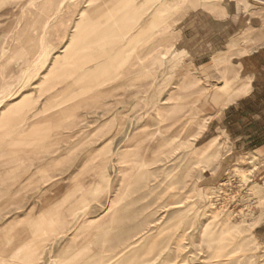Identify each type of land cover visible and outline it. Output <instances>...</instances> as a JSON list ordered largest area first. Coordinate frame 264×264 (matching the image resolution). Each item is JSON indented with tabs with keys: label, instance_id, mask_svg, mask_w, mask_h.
<instances>
[{
	"label": "rangeland",
	"instance_id": "374dc122",
	"mask_svg": "<svg viewBox=\"0 0 264 264\" xmlns=\"http://www.w3.org/2000/svg\"><path fill=\"white\" fill-rule=\"evenodd\" d=\"M261 26L251 0H0V264H264Z\"/></svg>",
	"mask_w": 264,
	"mask_h": 264
},
{
	"label": "bare ground",
	"instance_id": "6f19581e",
	"mask_svg": "<svg viewBox=\"0 0 264 264\" xmlns=\"http://www.w3.org/2000/svg\"><path fill=\"white\" fill-rule=\"evenodd\" d=\"M52 15V14H51ZM51 15H49L48 17H50ZM54 16L56 15V14H53ZM53 16V17H54ZM52 18V17H51ZM47 24H48V20L46 19L44 22H43V24L41 25V33H40V35H39V40H40V46L42 47V49H44V29H45V27L47 26ZM159 24H156L155 26H154V28L153 29H155L157 26H158ZM147 36V35H146ZM143 38H144V36H143ZM142 38V39H143ZM141 39V40H142ZM140 40V39H139ZM138 40V41H139ZM136 44H137V38H134L133 39V41L132 42H127L125 45H120L121 47H119L120 48V50H119V55H118V57H117V72H115L112 76H110L108 79H106V80H104V81H102L101 83H103V82H105V81H107V80H109V79H111V78H113L114 76H116L119 72H121V71H123V69H125V67H126V65H127V63L129 62L128 61V59H129V57H130V52L133 50V48L136 46ZM230 49H231V47L229 46V47H227L226 49H224L223 50V52H218V53H220V54H226L227 52H229L230 51ZM115 50H117V49H115ZM122 51V52H121ZM124 52V53H123ZM220 54H215V55H213V57H212V62L213 61H216V59L217 58H219V57H221L220 56ZM100 85V84H99ZM96 87H98V86H96ZM94 89V88H93ZM220 89H223L224 91H226L227 93L230 91V88H229V86H227L226 85V83H224L223 85H221L220 86ZM92 90V89H91ZM81 93V92H80ZM231 93V92H230ZM204 149H206V148H204ZM251 170V169H250ZM225 182V181H224ZM223 183V182H222ZM263 186V189H264V184L262 185ZM227 223H228V221H227ZM227 223H223V226H224V231H228L229 229H237L238 230V226H236L235 224H233V225H228ZM257 225V224H256ZM252 229V228H251ZM4 239H5V244H9V243H11L12 242V240H14L13 239V236H11L9 233H5L4 234ZM221 243V242H220ZM4 244V247L6 246ZM218 245V244H217ZM219 246V245H218ZM217 246V247H218ZM229 246H231V245H229ZM237 246V245H236ZM236 246L234 247L235 249H236ZM235 249H233V250H235ZM232 250V251H233ZM232 253V252H231ZM228 254H230V252H227L226 253V256H228ZM225 256V257H226ZM107 261H108V259L107 260H105V261H101V262H99V264H108L107 263Z\"/></svg>",
	"mask_w": 264,
	"mask_h": 264
},
{
	"label": "crops",
	"instance_id": "0c3cea01",
	"mask_svg": "<svg viewBox=\"0 0 264 264\" xmlns=\"http://www.w3.org/2000/svg\"><path fill=\"white\" fill-rule=\"evenodd\" d=\"M254 6H257V8L263 6L264 7V0H251ZM220 22L221 29L219 31L224 30V31H231L232 29H243L244 27H249L250 25L255 26V25H260L261 19L260 17L257 16H252V17H247L243 14L242 10L241 12L239 11H234L231 13L229 11V15L225 19H217ZM260 29V34L263 36V42L259 44L260 46L254 53L257 54V73L260 71L264 70L263 67H261L259 63V59L262 57L264 58V27H259ZM236 146L234 145V149ZM261 149L264 151V145L261 146ZM258 231V234L262 237H264V230L261 229V227L256 228Z\"/></svg>",
	"mask_w": 264,
	"mask_h": 264
},
{
	"label": "built area",
	"instance_id": "2783aa9c",
	"mask_svg": "<svg viewBox=\"0 0 264 264\" xmlns=\"http://www.w3.org/2000/svg\"><path fill=\"white\" fill-rule=\"evenodd\" d=\"M237 180H235V177H233V176H231L230 175V177H228V180L227 181H225V183H227L228 184V186L229 185H237L238 183L236 182ZM234 186H232V187H234ZM242 191H243V193L244 194H246V196H248V198L250 199L249 200V202L248 203H250L251 205L254 203V201H253V199L251 198V197H249V193H250V191H249V189H247V188H242Z\"/></svg>",
	"mask_w": 264,
	"mask_h": 264
}]
</instances>
